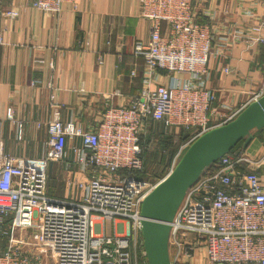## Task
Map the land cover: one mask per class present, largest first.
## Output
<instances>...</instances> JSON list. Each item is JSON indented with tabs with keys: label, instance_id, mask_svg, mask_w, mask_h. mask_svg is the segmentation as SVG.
Returning a JSON list of instances; mask_svg holds the SVG:
<instances>
[{
	"label": "built area",
	"instance_id": "built-area-1",
	"mask_svg": "<svg viewBox=\"0 0 264 264\" xmlns=\"http://www.w3.org/2000/svg\"><path fill=\"white\" fill-rule=\"evenodd\" d=\"M78 2L33 0L32 6L58 14L66 4L76 8ZM139 7L151 30L149 40L134 48V55L144 60V76L140 93L128 105L108 106L91 128L74 117L49 120L39 158L7 152L0 121V240L7 238L0 264H149L141 207L158 182L121 170H143L142 140L151 134V124L192 130L172 171L199 136L232 121L264 96L263 89L214 124L217 94L208 86L211 22H199L192 0H139ZM19 14L13 8L3 12L11 19ZM260 29L259 35L246 38L248 47L264 45V18ZM136 73L134 67L132 76ZM52 105L57 112L64 107ZM7 118L14 124L15 140L24 143V121L15 117L14 108ZM52 162L64 163L69 174L65 199L48 195ZM256 164H264V156L253 160L230 152L188 189L170 223L172 264H264V183ZM107 222L111 234L104 233Z\"/></svg>",
	"mask_w": 264,
	"mask_h": 264
},
{
	"label": "crops",
	"instance_id": "crops-1",
	"mask_svg": "<svg viewBox=\"0 0 264 264\" xmlns=\"http://www.w3.org/2000/svg\"><path fill=\"white\" fill-rule=\"evenodd\" d=\"M32 1L1 0L0 121L7 152L39 158L49 120L74 117L91 128L108 106L128 105L140 93L144 60L134 55V48L138 41L149 40L151 23L140 17L139 0H79L76 8L66 4L58 14L35 9ZM192 4L199 22H211L213 30L208 86L217 94L213 123L221 124L264 89V45L248 47L246 42L261 33L264 0ZM9 8L19 16H4ZM53 102L64 104L59 113ZM9 108L26 124L24 143L14 138ZM253 135L237 152L259 160L264 131ZM256 169L264 183V164ZM76 176H81L77 170Z\"/></svg>",
	"mask_w": 264,
	"mask_h": 264
},
{
	"label": "water",
	"instance_id": "water-1",
	"mask_svg": "<svg viewBox=\"0 0 264 264\" xmlns=\"http://www.w3.org/2000/svg\"><path fill=\"white\" fill-rule=\"evenodd\" d=\"M264 129V96L251 102L235 119L208 130L185 150L142 203V238L149 264H172L169 237L173 221L188 189L204 171L232 152L242 141L248 146L255 130Z\"/></svg>",
	"mask_w": 264,
	"mask_h": 264
},
{
	"label": "trees",
	"instance_id": "trees-1",
	"mask_svg": "<svg viewBox=\"0 0 264 264\" xmlns=\"http://www.w3.org/2000/svg\"><path fill=\"white\" fill-rule=\"evenodd\" d=\"M150 135L143 137L142 140V146L144 147V168L141 171H136V170H121L123 174L126 175H132L136 179L139 180H148L152 181L154 183L159 182L158 178H149L148 176V157H152V152H150V147H151V139L152 136H158L160 137L159 141V147L158 149L160 151H165L167 154L165 155V162L167 163V166H169L176 154L178 153L179 149L181 148L182 145H184L190 138L192 134V130L189 129H176V130H168L164 124L161 122H155L151 124L150 126ZM264 129L259 130V132H263ZM254 132H257L255 130ZM244 141H242L233 151L237 152L240 151L239 149L243 146ZM214 166L212 165L211 167L207 168L205 171L208 170H213ZM61 173L62 177L64 173H67L65 171V164L64 163H57L52 162L50 164L49 168V179H48V195L54 198H59V199H65L66 195L65 194H58L59 192L64 191V182H55V175ZM57 179V178H56ZM63 181H65V178H62ZM66 183V182H65ZM7 246V238L3 237L2 240H0V250L3 252L6 249Z\"/></svg>",
	"mask_w": 264,
	"mask_h": 264
},
{
	"label": "rangeland",
	"instance_id": "rangeland-1",
	"mask_svg": "<svg viewBox=\"0 0 264 264\" xmlns=\"http://www.w3.org/2000/svg\"><path fill=\"white\" fill-rule=\"evenodd\" d=\"M160 137L158 136H152V141H151V147H150V152H152V157L149 156L148 157V176L149 178H158L159 181H161L166 175L169 174V172L171 171V166L172 163L167 166V163L165 162V155L167 154L165 151H160L158 149L159 147V140ZM57 178V179H56ZM62 178H67V173L62 174L59 173L57 175H55V182H64V191L59 192L58 194H67L68 188L66 186V181H63ZM104 233L106 234H111L112 233V224L107 222L105 224V230Z\"/></svg>",
	"mask_w": 264,
	"mask_h": 264
}]
</instances>
